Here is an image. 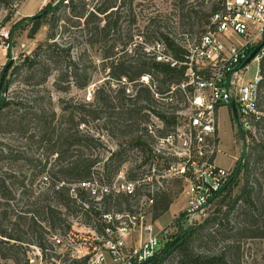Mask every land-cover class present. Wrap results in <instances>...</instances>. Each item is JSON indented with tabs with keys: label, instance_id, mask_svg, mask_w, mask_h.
Masks as SVG:
<instances>
[{
	"label": "trees",
	"instance_id": "16d2710c",
	"mask_svg": "<svg viewBox=\"0 0 264 264\" xmlns=\"http://www.w3.org/2000/svg\"><path fill=\"white\" fill-rule=\"evenodd\" d=\"M134 1L61 0L47 22V42L27 56L20 67L25 76L24 84L36 89L34 98L17 91L11 98L0 101V260L6 264H38L29 258L27 247L30 246L40 249L42 260L58 259L60 264H85V260L74 261L68 255L60 254L49 231L53 230V235L67 236L74 226L71 219L81 218L82 224L98 235L104 232L102 213L96 207L90 190L81 184L93 181L111 184L126 162L127 149L109 151L110 156L107 157L97 153L96 148L104 144L101 137L92 131L93 124L99 123V131H109L111 118L120 121L119 116L122 117V136L131 135V148H140L145 153L143 162L132 170L130 178L138 177L140 169L152 165L149 145L153 139L144 125L149 121L146 111L156 105L155 99L147 87H139L137 83L134 85L136 94L130 97L122 86V77L136 82L142 75L149 74L165 84L179 74L148 58L140 45L131 48L130 54L126 51L133 35L124 36L123 19L129 17L133 18L132 22L135 21ZM0 2L5 3L3 7L11 12L9 5L12 1ZM216 10L215 7L209 18ZM45 11H48L47 14L42 12L26 18L31 24V38L44 25L50 12L49 6ZM171 17L172 14L151 15L149 21L152 28L143 35L147 43L164 41L175 49L178 57V49L167 35L168 24H158V18L169 22ZM180 17L183 26H193L184 21L190 19V13ZM208 23L209 20L205 22ZM23 29L27 30V27ZM92 51L98 55L97 58L90 54ZM88 56L89 60L86 59ZM55 73L58 78L53 87L65 94L73 88L87 90L97 73L106 76L86 99L60 98L58 113L53 107L52 93L44 88ZM262 73L258 110L263 115L252 122L259 138L256 139L242 127L238 118L235 119L242 141L246 144L229 185L223 190V193L227 191L223 199H230V203L225 204L227 210L222 212L221 205L212 217L195 228L185 230L168 254L152 264H237L238 260L232 256L235 247L232 239L239 232L237 226L221 251L212 252L208 247L219 228L236 217L240 203L253 224L258 225L264 215V62ZM11 83L12 79L7 78L5 88H9ZM40 89H45L47 96L41 97ZM139 132L141 134L137 135ZM110 133L111 137L115 136L113 131ZM249 137L252 142L247 144ZM101 162H104V173L97 170ZM242 171L245 175L243 190L239 196L232 198L231 186ZM173 202L171 195L157 193L154 219L167 213ZM131 203L130 199L121 196L115 200L114 207L124 211ZM111 207L110 200L105 202V211ZM179 219H184V215L181 214ZM24 226L27 227V235L22 230ZM261 228L258 226L257 231L246 237L264 238Z\"/></svg>",
	"mask_w": 264,
	"mask_h": 264
},
{
	"label": "built area",
	"instance_id": "2783aa9c",
	"mask_svg": "<svg viewBox=\"0 0 264 264\" xmlns=\"http://www.w3.org/2000/svg\"><path fill=\"white\" fill-rule=\"evenodd\" d=\"M216 8L208 26L195 37L168 32L178 49V57L175 49L164 41L139 44L144 55L176 71L179 77L165 84L149 74L136 82L122 77V86L130 97L135 96L137 83L139 87H147L155 99L156 105L146 111L149 121L144 125L153 139L149 145L153 156L150 166L152 171L163 166L181 181L186 200L181 214L185 221L204 216L207 207L228 187L234 171L219 162L220 111L227 109L233 114L234 103L245 130L263 115L258 110V100L264 46L253 60L259 66L252 80L244 79L250 64L244 63L264 42V0H217ZM150 177L132 179L122 169L111 184L98 181L81 184L90 190L102 213L104 232L98 235L93 230L95 241L88 248L77 244L73 232L53 236L58 252L74 261L85 260V264H144L162 252L159 248L170 242L171 232L165 227L155 232L149 221L156 196L150 189L154 183ZM121 196L132 201L124 211L114 207ZM108 200L112 207L105 211Z\"/></svg>",
	"mask_w": 264,
	"mask_h": 264
},
{
	"label": "rangeland",
	"instance_id": "374dc122",
	"mask_svg": "<svg viewBox=\"0 0 264 264\" xmlns=\"http://www.w3.org/2000/svg\"><path fill=\"white\" fill-rule=\"evenodd\" d=\"M12 4L9 5V9L3 7L6 5L3 2H0V77L5 68V66L11 61L14 60V65L9 72L8 78L12 79V83L9 88L6 87V81L3 87H0V101L7 100L13 96L17 91H22L23 95L29 98H34L36 94V89H33L32 86L24 84V73L20 71L21 64L27 56H31L36 48L39 45H43L48 40L49 25L47 22L50 21V18L53 14V10L61 0H10ZM46 6H49L50 12L46 16V20L42 28L38 33L31 38L29 36L30 32V23L26 18L34 17L39 13L47 14L48 11H45ZM217 7V0H135L133 3L134 13L136 15L135 21L132 22L133 18L123 19V34L133 35V40L128 43L127 50L130 54V49H135V45L145 43V35L149 28H152L149 18L151 15L163 14L170 15L172 14L169 22L164 18H158V24L166 25L168 24L167 31L173 35H179L180 33H189L192 35V38L196 34H199L204 28L208 26L205 22L209 20V15L213 13L214 8ZM190 13V19H184L185 22H190L193 26H183L181 24V15H187ZM165 21V22H164ZM18 26V28H15ZM27 27V30L23 28ZM13 30L12 35L10 32ZM145 34V33H144ZM66 38L69 39V35H66ZM147 43V42H146ZM153 42H148V45H152ZM92 56L97 58V54L92 51L90 53ZM76 56V53H74ZM89 60V56L86 57ZM259 64L256 61H253L249 64L248 70L246 71L245 80H252L257 73ZM56 74V73H55ZM53 75L49 82L45 85L44 88H47L53 96V107L59 113V99L62 97L71 98H88L90 94L93 93V90L96 86H99L103 82V78L106 75L103 73H97L94 77V80L90 87L85 91H79L76 88H73L71 92L59 93L53 87V83L58 78V75ZM43 88V87H41ZM40 96H47L45 89H40ZM88 100V99H87ZM118 119L111 118L109 123V131H99L98 124L95 123L92 125V131L95 132L97 137H101L103 141V147L96 148V152H101L104 157L110 156L109 151H115L120 148L127 149L125 156L126 162L123 164L122 169L126 173H131L132 170H135L138 165H140L144 158L145 153L140 148H131L130 140L131 135L122 136V117L119 116ZM219 127L220 134L222 139V154L219 156V162L226 168H231L233 171L237 165L239 158L242 155L243 150L245 149V144L242 141V138L239 133L238 124L233 117V114L227 109H222L219 113ZM117 128V129H116ZM110 131L115 133L114 137L110 136ZM256 139L259 138V133L257 129L251 125L249 130ZM245 132V131H244ZM246 135L247 132H245ZM141 134L140 132L137 133ZM136 135V134H135ZM247 144L252 142V139L249 137L247 139ZM37 156V155H36ZM262 163V162H261ZM264 164V162L262 163ZM258 166H261L260 163H257ZM149 165L140 169V175H151V179H154V183L150 186L155 193L165 192L172 196L174 199L173 206L170 207L169 211L159 217L154 219L153 215H150L149 221L154 224V231L160 230L162 228L170 229V242L172 243L177 237L182 236L185 230L189 228H195L199 224L203 223L206 219L213 216L214 212L218 208L222 207V212L227 210L226 203H230V199H223L227 194V191L224 192L219 198L213 201L206 209L204 216L200 218H194L193 220H180L179 217L182 213V210L185 206V197L183 195V185L181 181L168 173L163 166H158L156 171H152ZM97 170L101 173H104V162H101L97 165ZM138 170V169H137ZM122 173V170L121 172ZM119 173V174H120ZM98 180V179H96ZM157 180L159 182H157ZM245 184V175L244 171L238 176L236 181L231 186L232 188V198L239 196L243 190ZM223 200V201H222ZM125 206V205H124ZM127 207V205H126ZM238 213L236 217H232V222L224 223L219 230L217 231L212 242L210 243L208 250L212 252L221 251L224 246H226L228 238L233 235V228L237 226L239 232L234 235L232 241L235 243V247L232 250V256L234 259L238 260L237 264H264V238L257 237H246L247 235L257 231L258 226H261V231L264 230V215L260 217L258 225L253 224V221L247 217L245 214V208L243 204L240 203L238 207ZM179 219V220H178ZM73 228L72 232L76 237L78 245L86 246L88 248L94 244L95 235L93 230L84 226L82 224L81 218H72ZM149 222V223H150ZM235 223V225H234ZM246 225V228H243ZM24 234L27 235V227L22 229ZM49 230V229H48ZM49 236H58L53 235L49 231ZM25 235V236H26ZM53 238V237H52ZM51 238V239H52ZM170 243V244H171ZM28 248V255L32 262L38 264H60L58 259L42 260L41 251L39 248L30 246ZM159 250H163V247H160ZM207 250V249H205ZM0 262L6 264L4 261ZM9 264H13L9 262Z\"/></svg>",
	"mask_w": 264,
	"mask_h": 264
},
{
	"label": "water",
	"instance_id": "95a60500",
	"mask_svg": "<svg viewBox=\"0 0 264 264\" xmlns=\"http://www.w3.org/2000/svg\"><path fill=\"white\" fill-rule=\"evenodd\" d=\"M264 46V42L262 44H260L257 48H255V50H253V52L250 54V56L247 58V60L244 63V66L251 63L255 57L258 55V53L260 52V50L263 48ZM14 65V60H11L4 68L1 77H0V87H3V85L5 84V81L7 80L8 76H9V72L11 70V68ZM232 112H233V117L235 119L238 118V111H237V107L236 105L233 103L232 104ZM182 236L177 237L170 245L167 249H165L164 251L160 252L159 254H157L154 258L150 259L149 261L145 262L144 264H152L154 261L166 256L169 252V250L171 248H173L181 239Z\"/></svg>",
	"mask_w": 264,
	"mask_h": 264
},
{
	"label": "crops",
	"instance_id": "0c3cea01",
	"mask_svg": "<svg viewBox=\"0 0 264 264\" xmlns=\"http://www.w3.org/2000/svg\"><path fill=\"white\" fill-rule=\"evenodd\" d=\"M172 206H173V204H172ZM172 206H171V207H172Z\"/></svg>",
	"mask_w": 264,
	"mask_h": 264
}]
</instances>
